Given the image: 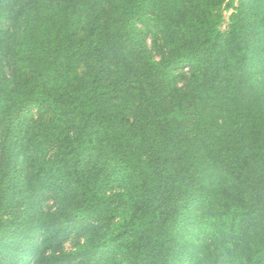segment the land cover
Here are the masks:
<instances>
[{"label": "trees", "instance_id": "obj_1", "mask_svg": "<svg viewBox=\"0 0 264 264\" xmlns=\"http://www.w3.org/2000/svg\"><path fill=\"white\" fill-rule=\"evenodd\" d=\"M224 2L0 0V264H264V52ZM22 148L67 206L20 217Z\"/></svg>", "mask_w": 264, "mask_h": 264}, {"label": "rangeland", "instance_id": "obj_2", "mask_svg": "<svg viewBox=\"0 0 264 264\" xmlns=\"http://www.w3.org/2000/svg\"><path fill=\"white\" fill-rule=\"evenodd\" d=\"M7 4L15 3L17 0H5ZM249 8V12L247 15H242V10ZM221 13H222V20L219 26V30L223 36H228L231 31L232 26L239 25L240 22L243 24L244 21H247L250 17H252L254 24H252V31L258 32V37L256 40V46L259 51L264 52V0H225V2L221 6ZM256 77L260 82L261 87L264 89V60L262 62H258L255 67ZM35 112V110H34ZM22 155L21 160L15 165L12 171L13 177V186L12 188L15 189L19 194L23 193L24 190L30 192L26 204L29 206V209L25 211L23 214H19L20 217L26 215L28 218H34V215H38L39 213H52L55 212L60 205L66 203L67 206L69 200L72 199V195L68 187L61 186L65 189V193L59 194L56 190H51L50 188L42 189L38 178V169H40L41 161L33 160V161H26L25 158V151L22 148L19 152ZM51 155L54 153V149L51 148L49 150V154ZM27 156V155H26ZM36 178L37 180L33 179ZM31 185V186H29ZM60 186V184L58 183ZM129 186H124L119 183H111L110 187L107 189V194H121L127 190ZM23 190V192H22ZM25 206V204H22ZM34 209L32 212L31 210ZM18 209H16L17 211ZM10 216L11 213H10ZM114 217V216H113ZM95 232L100 230V224L98 221H85L84 226L75 230L71 236L68 237V240L62 244L63 251L70 252L75 250L78 246L82 245L84 242V237L89 233V230ZM102 231V230H101ZM191 241L187 240L186 247L182 245L181 249L184 248L190 252L191 248ZM201 242V241H199ZM188 251H186L188 253ZM120 255L114 254L111 250L104 252L100 258L98 264H123L120 260ZM189 256V255H188ZM184 257L182 259L183 264H190V256ZM181 259V255L179 256ZM35 257L28 261L22 262L21 264H34Z\"/></svg>", "mask_w": 264, "mask_h": 264}]
</instances>
